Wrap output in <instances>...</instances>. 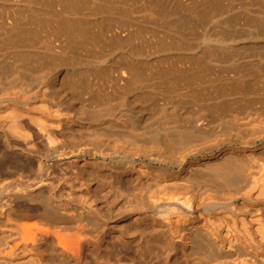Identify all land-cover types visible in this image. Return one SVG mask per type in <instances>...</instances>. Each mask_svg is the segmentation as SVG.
I'll return each instance as SVG.
<instances>
[{
    "label": "bare ground",
    "instance_id": "6f19581e",
    "mask_svg": "<svg viewBox=\"0 0 264 264\" xmlns=\"http://www.w3.org/2000/svg\"><path fill=\"white\" fill-rule=\"evenodd\" d=\"M28 12L30 13V17L31 13L32 16L34 15L32 20L35 21L37 20V18H34L35 15H37L36 17H38V15H40L39 17L43 15V13L39 14V9L35 7H31L27 13ZM59 13L60 11L58 12L56 10V14L59 15ZM44 16L47 15L45 14ZM90 18L92 17L90 16ZM45 19H42V21L44 20V23L42 22L44 26L47 24L45 23ZM25 21L29 22V20ZM25 21L23 22L26 27L25 29H27L28 22L25 24ZM39 21L41 20L39 19ZM39 21H36L35 23ZM18 22H15L14 24L15 27L17 26V28L20 27L16 24ZM55 23H57V21H55ZM55 23H52L55 27L56 25L59 26V24H63L62 21H60V23L58 21L59 24L56 25ZM30 24L32 25L34 22ZM40 24L41 22L39 25ZM67 24L65 25L67 26ZM72 24L73 23L71 21L69 26H74V24ZM105 24L108 25L110 23ZM34 25L38 26L36 24ZM81 25L84 27L85 23L83 22ZM106 25L105 27H107ZM66 26H63V31L67 29V32L71 33L72 31L69 30V32ZM118 27L119 29L121 28L120 25H118ZM73 28L76 29V27ZM84 28L82 29L84 30ZM113 28L114 27H112V31ZM14 29L15 28H12V32ZM93 29H95L94 26ZM61 30L58 28L57 32H62ZM118 30H116V32ZM102 31L103 30L101 29V32ZM65 32L66 30L63 33ZM72 33L71 36L73 35V38L76 37H74V35H79L78 38L82 36L79 34L81 32L75 34V31ZM109 33L110 32L107 34ZM19 35L21 39L22 36L21 34ZM24 35L26 36V34ZM117 35L119 37V34ZM69 36L70 34L68 35V38L71 37ZM207 38L204 40L201 38L202 41L206 43L204 44L205 46L208 45V42L220 43V40H217L219 38L216 40ZM233 38L231 37V40ZM22 39H25V37L23 36ZM114 39L113 41H115ZM220 39L223 40L222 37ZM231 40H229V43L235 42L234 40ZM23 41L21 42L22 44H24ZM226 41L227 40H225V42ZM190 42H192V40ZM190 42L188 41V43ZM196 42H192L193 45H195ZM58 43L59 44L57 45L59 46L60 42ZM215 43L214 45H216ZM29 44L30 43L28 40V45ZM200 45L202 46V44ZM200 45L198 44V47ZM209 46L212 47V44ZM110 47L111 48L108 49L111 52L113 46L110 45ZM196 47L197 46H195V48ZM220 47L221 46L217 48ZM27 48L28 47L25 46L26 51ZM31 48L32 47H30L29 50L33 49ZM101 48L102 46L99 48L100 53L97 54L95 52V55H98L102 58V60L99 58L97 63L103 65L104 62L109 61L104 60L108 59L107 54L110 53L106 48L107 54H105V50L103 51ZM227 48L229 49L228 46ZM63 49L61 47V51H63ZM114 49L118 51L119 47L117 48L114 46ZM191 49L188 50V52L191 51ZM169 50L167 51L169 52ZM112 52L114 53L115 51ZM134 52L132 53L130 51L132 54H134ZM183 52H187V49H184ZM24 53L26 54L27 52ZM20 54H17L13 57H10L9 54H5L1 57L0 64L4 63L3 67L8 72V76L5 77L4 75V77H0V88L5 89V86L8 85H22L26 78L29 79L33 77V73L27 70L29 67L25 66L26 64L23 61L27 54L25 56ZM32 54L35 55V53L31 52V56ZM214 54H216V52ZM120 55L123 58L122 54H119L118 52H115L109 57L112 59L116 58L118 60ZM170 55H172V53ZM181 55L179 57H182ZM137 56L138 55L135 57ZM92 57H94V55ZM130 57H132V55ZM8 58L13 61L6 62L5 59ZM84 58L86 57H83V59ZM95 59H93L94 62ZM207 61L209 62V60ZM114 62L117 61H113L112 63ZM122 62L124 63V61ZM117 64H119V62ZM182 66L184 65L182 64ZM25 67L28 68L25 69ZM117 67L120 68L118 65ZM100 68L101 67H99V69ZM114 68L115 72L118 71L116 67ZM2 73L0 75L3 76ZM36 74H34L35 77L31 78L32 80H37ZM30 75L31 77H29ZM37 76L39 78L40 74H37ZM28 79H26V82ZM38 80L41 81L40 79ZM218 86L219 85H217V87ZM188 88L189 87H187V89ZM234 88L236 89L235 93L238 91L237 96L240 92V96L243 95L242 93L245 91V89L242 92L243 88L242 90L240 89L241 87H239L240 90H237L236 87ZM169 89L171 88L169 87ZM211 89L215 90L214 87ZM203 90L202 93L208 89H205L204 91ZM216 90L220 92L222 88H220V90L217 88ZM4 91L2 93H4ZM175 91L177 93L182 92L181 89L179 92L177 90ZM218 91L216 94L219 93ZM225 91L228 92L226 89ZM192 92L194 93V91ZM198 92L199 91H197V93ZM184 93H181V95H183L181 99L184 97ZM189 93L187 92V95ZM235 93L234 96L236 95ZM197 95L195 96L197 97ZM229 95L230 93L228 96ZM178 96H180V94H178ZM210 96L206 97L207 99L203 98V100L201 97V100L204 103L206 102L207 104H210V102L205 101L209 100L208 98H210ZM225 96L223 97L222 94V98H225ZM228 96L226 97L228 98ZM230 96H233L232 92ZM219 97L218 99H214L213 97V102H215V100L221 99V101L218 102L219 104L220 102L222 104L223 100ZM29 98L30 97L22 91H19L18 93L8 92L4 93L2 96L0 94V264H137V259L140 257L143 259L147 256L150 257L154 251L152 238H150L148 234L142 232V230H133L131 227V225H141L143 223H149L153 226V228L158 227L159 230L163 232V236L165 238V242L168 244V247L173 252L176 251L175 253L179 256V259L184 261V263L186 262L185 264H264L263 113L260 114L262 118L261 122L259 121L258 123H255L253 121V123H250L249 120L252 121V119L249 118L246 122L243 117H246L249 111L246 115L244 114L242 116H234L235 114L233 115L230 113L233 115V117H230L229 113V115L226 114L227 116H224L225 114L222 115V113L218 111L216 115L221 113V116L223 117L218 116V118L214 119L216 117L214 114L215 111L210 107L214 114L212 118V115L210 116L211 113L207 111L208 107L206 103V107L204 106L205 108L202 110L203 112L201 111L202 113L200 112L201 109L197 110V107L195 108V106L198 105L197 99H195L194 103L196 101L197 102L195 103V106H193L199 113L198 115H193L196 113V111L194 108L190 109L192 108V105L190 107H187L190 104L187 105V108L183 105L186 104V102L182 104H175V102V105L170 104V106L173 105L172 108L165 106V108L162 110L161 108L164 105H161L162 107L159 106L161 111L159 113L162 115L160 114L159 116V114L156 113V115L159 117H154L156 118L155 120L153 117L151 118L153 119V123L150 126H153L154 128V132L152 133L153 135L150 137V140H152L150 141L148 139L150 141L149 142L146 139L149 144L147 146V142L145 141V147L147 146L148 148H145L143 145L142 149H140L141 154L148 159L149 167L146 163H144L145 161H141L142 164H138L133 168L134 172L137 174V178L139 176L138 190H140L139 194L141 195V202L139 204V207H141V212H139V208L130 202V207L125 208L124 211L126 214H124L125 212L121 213L122 210L115 211L111 209L108 197L96 195V193L93 194L94 192L92 189H90V185L88 186L87 183H84L85 181L83 182L81 180V182L78 178V181L74 179V176L76 177L75 174H78V172L79 174H82L78 170L77 172H74L76 170L73 167L75 162H72V160L79 155L77 154L78 151L76 153L74 150H67L68 147L66 149V146L63 145V147L62 144H60L61 140L58 139L60 136L56 137L57 135L53 133V131L49 130V128L52 127L51 125H54L55 123H51V125H49L50 123H47L48 119L45 120L42 116L44 114L43 111H45L46 108V106L43 104L44 100L41 102L39 107H34L33 105L31 106L28 102H26L30 101ZM227 98H225V102H227ZM5 99H8L10 103L4 105L2 100ZM186 100L188 99H185L184 101ZM191 101L193 102V100ZM202 101H200L201 105ZM215 103H217V101ZM231 104L229 103V106ZM22 105H26L28 107L27 111H25L26 109H24V111L20 109ZM213 105L214 104L211 106ZM223 105H221V108L225 107ZM216 107L219 108L220 105ZM226 107L228 106L226 105ZM188 108L190 111L194 110L195 112L192 111L194 113L188 114L191 113L190 111L188 113L186 112ZM199 108L200 107H198V109ZM228 108H225L227 111H220L228 112ZM236 111L237 110L234 112ZM114 112L116 113L117 110ZM242 113L243 112H239L238 114ZM28 125L36 128L38 132L30 131L28 129ZM59 125L58 128L61 126ZM250 129H257L258 131L255 133L253 132L254 130L251 132ZM140 138L138 137L137 139ZM142 140H144V137ZM142 140L140 141L142 142ZM39 144L42 146L45 144V149L40 148ZM85 169H81L82 172L87 171ZM91 191L93 193H91ZM149 257H147V259ZM144 263L147 264L146 260Z\"/></svg>",
    "mask_w": 264,
    "mask_h": 264
},
{
    "label": "rangeland",
    "instance_id": "374dc122",
    "mask_svg": "<svg viewBox=\"0 0 264 264\" xmlns=\"http://www.w3.org/2000/svg\"><path fill=\"white\" fill-rule=\"evenodd\" d=\"M31 7L38 8L39 14L43 13V15H41L42 19L47 18L45 19V23H47L45 26L42 24V22L44 23V20L42 21L41 17H39L40 15H38L39 18L36 17L37 15H35L34 18H37L36 21H39V19L41 21L35 23L36 21L32 20L34 15L32 16L31 13L30 17V13H27ZM56 10L58 12L60 11L62 15L60 13L59 15L56 14ZM45 14L47 16H44ZM90 16L92 18H90ZM15 20H18L20 23ZM25 20H29V22ZM54 20L57 21V23H55ZM23 21H25V24L28 22L27 26L29 29H25L26 27ZM58 21L59 23L62 21L63 24H59ZM71 21L74 26H69ZM15 22H18L16 24L20 26L19 28H17V26L15 27ZM33 22L38 26L30 24ZM40 22L41 24L39 25ZM83 22L86 25H84L85 28L81 25ZM52 23H55V25L59 24V26L56 25L55 27ZM105 23H110L108 25L114 27L113 31L112 27ZM65 24H67V26ZM117 24L120 25V29ZM101 25L104 27L106 25V30ZM63 26H66L68 31H76L75 34L81 32L79 34L82 36L80 35L81 37L78 38L79 35H74V37H76L73 38V35L71 36L72 32L68 33L67 29H65L66 27L64 28L66 32L63 33L65 31H63ZM93 26L95 29H93ZM57 27L59 30L62 29V32L59 31L61 34L57 32ZM73 27H76V29ZM80 27L84 28V30ZM12 28H15V32L14 30L12 32ZM101 29L103 30V33L101 32ZM116 30L118 31L116 32ZM106 32L110 33L107 34ZM19 34H21L22 37L24 36L25 39H22V37L20 39ZM24 34H26V36ZM69 34L74 40H72L70 36V38H68ZM117 34H119V37ZM0 35V60L5 54H9L10 57L20 53L24 56L27 54L26 57H28H25L23 61L26 64L25 66H28L29 68L25 67V69L28 68L27 70L33 73V77H35L34 74L36 73L40 74L39 78L36 74V81L34 79L33 81L31 79L33 77L30 75L29 77L31 78H26L28 79L27 82L25 79L22 85H8L5 86L6 90L0 88L1 96L8 92L18 93L19 91H22L30 97V101L26 102L34 107H39L44 100L43 104L46 108L45 111H43L44 114L42 116L45 120L48 119L47 123H50L49 125L55 123L50 127L52 130L50 128L49 130L53 131V133L57 135L56 137L60 136L58 137V139L61 140L60 144L66 146V149L68 147L67 150H74L76 153L78 151L77 154L79 155L74 158L72 162H75L73 164L74 169H76L74 172H77L78 170L82 174H79L78 172V174H75L76 177L74 176V179L77 180L78 178L79 181H85L84 183H87L88 186L90 185V189L94 192L91 191V193L108 197L111 209L115 211L122 210L121 213L125 212L124 210L126 207H130V202L139 208V212H141V207H139L141 195L139 194L140 190H138L139 176L137 178V174L134 172L133 168L138 164H142L144 161L149 167V161L141 154L140 149H142L143 145L145 147V141L148 146L149 142L152 140H150V137L153 135L154 128L150 125L153 123L152 120L157 118L156 116L158 115H156V113L159 114V116L161 114L159 113L161 112L159 106L162 107L161 105H164L161 108L162 110L165 106L172 108L173 105L170 106V104H174L175 102V104L186 102V104L183 105L186 107L190 104L187 107L192 105V108L190 109H193L197 102L194 103V101L197 99L198 105L196 104L197 106H195V108L197 107V110L201 109V112L207 105L208 109H206L211 113L209 114L210 116L212 115V118L218 111L221 112L222 115L225 114L224 116H227L230 113L233 115L235 114L234 116H242L244 114L246 115L249 111L248 115L243 117L246 122L249 118L252 119V121L249 120L250 123H253V121L255 123H258L259 121L261 122L262 118H264V0H0ZM221 37L224 41L220 39ZM231 37L234 38L231 40ZM201 38L203 40L205 38L215 40L219 38L217 40H220V43L208 42L206 47L204 45L206 43H204ZM113 39L115 41H113ZM21 40H24V44L21 43ZM28 40L31 45H28ZM186 40L189 42L192 40L193 43L197 41V45H193L192 42L188 43ZM193 40L196 41L194 42ZM225 40L227 41L225 42ZM229 40H234L235 42L229 43ZM35 41L39 43L37 44ZM58 42H60L59 46L57 45L59 44ZM214 43L218 45L216 46ZM198 44H202V46L200 45L198 47ZM210 44H212V47L209 46ZM110 45L113 46L111 52H118L119 54H122L123 58L121 55L119 56L121 59L119 58L118 60L116 58H110L109 56L115 53L112 52V54L110 52ZM223 45H227L229 49L227 46L225 47ZM25 46L28 47L27 51ZM101 46V50H105V54H107V51L110 53L107 54L108 59L104 60H109L107 61L109 63L104 62L103 65L97 63L99 61L98 59L100 58L102 60V58L95 55V52L97 54L100 53L99 48ZM105 46H109V49ZM114 46L117 48L119 47L118 51L115 50L116 48L114 49ZM195 46L197 47L195 48ZM219 46L221 47L217 48ZM30 47L33 49L31 48L32 50H29ZM61 47L62 49L64 48V52L61 51ZM39 48H42L43 50ZM106 48L108 49L107 51ZM184 49H187V52H183ZM190 49L191 51L188 52ZM44 50L49 51L45 52ZM167 50H169V52ZM214 50L216 54H214ZM23 51L27 53L25 54ZM55 51L60 52L56 53ZM130 51L132 53L135 52L132 54ZM176 51H179L178 54ZM31 52L35 53L36 56L34 54L31 56ZM171 53L172 55H170ZM128 54H131L132 57ZM93 55L97 59L92 57ZM136 55L138 56L135 57ZM180 55L183 58L179 57ZM83 57L86 58L83 59ZM93 59H95V62ZM5 60L6 62L13 61L10 58ZM110 60L117 62L112 63L113 61ZM207 60H209V62ZM122 61H124V63ZM118 62L119 64H117ZM182 64L184 66H182ZM113 65L118 71L115 72ZM117 65L120 68H118ZM3 66L4 63H1L0 71H2L0 74L3 72V76L0 75V77H4V75L5 77L8 76V72ZM99 67L101 68L99 69ZM217 85L219 86L217 87ZM168 86L171 89H169ZM187 87L192 89H187ZM213 87L215 90L211 89ZM234 87H236L237 90H242L243 88L242 92L245 89V93L243 92V95L240 96L241 92L239 91L240 93L237 96L238 91L235 93L236 89ZM239 87L241 88L239 89ZM217 88H219V90L222 88V90L219 92L216 90ZM223 88L228 90V92ZM180 89L182 92H179ZM203 89H208L209 92L208 90H205V92ZM191 90L194 91V93ZM202 90L205 92V96L204 92L202 93ZM3 91L4 93H2ZM183 91H186V94ZM197 91L199 92L197 93ZM217 91L219 92L218 94H216ZM222 91L225 92L223 93ZM187 92L191 97L187 95ZM231 92L233 96L235 93L236 97L230 96ZM181 93H184L183 98L188 100L184 101L185 99L182 98V101L181 97L183 95H181ZM211 93H213L214 96ZM229 93L231 98L228 96ZM178 94H180V96H178ZM222 94L223 97L225 95L228 96V98L225 96L227 102L224 101L225 98H222ZM195 95H197V97ZM209 96V100H205L207 99L206 97ZM212 96L214 99H218V97L221 96L219 98H222V104L221 102L220 104L218 102L221 101V99L215 100L218 105L213 102L214 99ZM201 97L202 100L205 98V101L214 105L211 106L206 102L205 105L201 100ZM191 100H193V102ZM199 100L202 101V105ZM247 101L251 102L248 103ZM2 103L6 105L10 102L8 99H5L2 100ZM229 103L236 104H231L229 106ZM215 104L216 106L220 105V109L217 108ZM221 105L225 107L221 108ZM226 105L231 109L226 107ZM198 107L200 108L198 109ZM210 107L215 111L214 114ZM225 108H228V112H226L227 109ZM20 109L22 111L26 109L25 111H27L28 107L22 105ZM190 109H186V112L188 113ZM234 109L243 113L238 114L239 112H234ZM115 110H117L116 113L114 112ZM220 110H226V113ZM192 111L188 114L195 112ZM221 113L216 115V117L214 116V119L218 118V116L223 117L221 116ZM261 113H263L262 118L260 115ZM195 114L198 115L199 113L196 111L193 115ZM232 114L229 116L233 117ZM152 117L153 119H151ZM58 125L60 126V129L58 128ZM30 127L31 126L28 128L30 131H37L36 128ZM253 130L250 129L251 132L253 131L257 133L258 131L257 129ZM250 131L248 132L251 133ZM142 136L144 137V140H142ZM138 137L142 138L137 139ZM146 139H149L150 141L148 140V142ZM140 140H142V142ZM43 145L44 146L39 144V147L45 149V144ZM81 169L87 171L82 172ZM124 214H126V212ZM131 227L133 230H142V232L148 234L150 238H152L154 244L152 256H147L149 257L148 259L144 256V259L140 257L137 259V264H145V260L147 264L186 263L179 259V256L175 253L176 251L173 252L168 247L163 232H161L158 227L153 228L149 223L134 226L131 225Z\"/></svg>",
    "mask_w": 264,
    "mask_h": 264
}]
</instances>
